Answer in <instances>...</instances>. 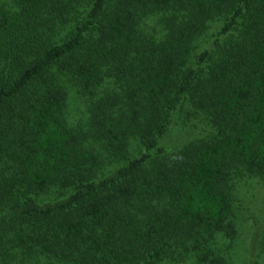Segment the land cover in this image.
<instances>
[{"label":"trees","instance_id":"16d2710c","mask_svg":"<svg viewBox=\"0 0 264 264\" xmlns=\"http://www.w3.org/2000/svg\"><path fill=\"white\" fill-rule=\"evenodd\" d=\"M67 82L93 100L88 132L68 123ZM186 106L211 130L162 146ZM94 139L123 160L102 176ZM234 169L264 176V0L0 7V264H161L233 236Z\"/></svg>","mask_w":264,"mask_h":264},{"label":"rangeland","instance_id":"374dc122","mask_svg":"<svg viewBox=\"0 0 264 264\" xmlns=\"http://www.w3.org/2000/svg\"><path fill=\"white\" fill-rule=\"evenodd\" d=\"M0 7L15 11L17 0H0ZM148 19L147 28L155 22ZM202 34L200 47L207 46L211 41L214 28ZM209 41V42H210ZM68 89V109L66 117L71 127L88 132L90 129V119L92 111L90 105L92 98L89 94L81 92L80 88L73 82H67ZM117 86V85H116ZM190 106L178 110L173 118L170 131L164 136L162 146H175L181 148L186 142L194 141L205 137L211 130L208 120L201 114L188 112ZM98 155L99 162L94 169L97 176H102L115 170L122 162L121 156L109 151L102 142L94 139L91 145ZM138 142L130 138L127 148L131 154L139 151ZM233 168V167H231ZM236 170V169H234ZM230 171V180L227 190L231 196L232 218L231 223L234 228V235L229 236L225 232H220L216 237L208 242L198 244H186V248L180 249L173 259H167L161 264H192L195 257V248L199 251L214 250L225 257L230 264H264V248L261 246L262 239L259 235L264 229V176H252L241 171ZM197 252V251H196Z\"/></svg>","mask_w":264,"mask_h":264}]
</instances>
